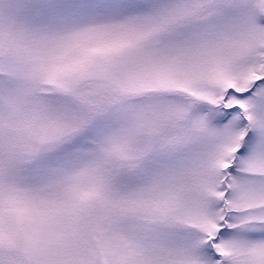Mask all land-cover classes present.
Segmentation results:
<instances>
[{
    "label": "snow or ice",
    "instance_id": "snow-or-ice-1",
    "mask_svg": "<svg viewBox=\"0 0 264 264\" xmlns=\"http://www.w3.org/2000/svg\"><path fill=\"white\" fill-rule=\"evenodd\" d=\"M0 264H264V0H0Z\"/></svg>",
    "mask_w": 264,
    "mask_h": 264
}]
</instances>
